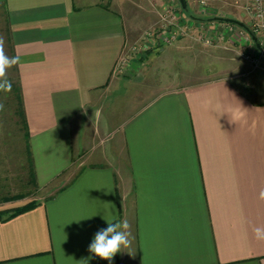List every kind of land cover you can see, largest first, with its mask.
Returning <instances> with one entry per match:
<instances>
[{"label": "crops", "instance_id": "obj_1", "mask_svg": "<svg viewBox=\"0 0 264 264\" xmlns=\"http://www.w3.org/2000/svg\"><path fill=\"white\" fill-rule=\"evenodd\" d=\"M127 1L0 0L5 52L20 57L7 72L19 84L27 134L17 126L30 144L27 158L13 151L0 118V264H109L88 247L107 221L123 219L133 242L111 264H264V241L253 233L264 227V101L231 75L135 102L149 50L119 73L135 43ZM201 1L187 0L190 11L212 18L230 3L247 16L248 0ZM130 86L117 101L133 106L110 129L102 100ZM86 124L93 144L82 151ZM12 178L25 179L20 189ZM36 191L48 196L11 215Z\"/></svg>", "mask_w": 264, "mask_h": 264}, {"label": "rangeland", "instance_id": "obj_2", "mask_svg": "<svg viewBox=\"0 0 264 264\" xmlns=\"http://www.w3.org/2000/svg\"><path fill=\"white\" fill-rule=\"evenodd\" d=\"M204 2V4H200L201 8H206L207 2L205 0ZM123 7L128 24L129 38L135 43H140L146 39L148 32L158 29L162 32L165 31L162 28L165 24L169 27L172 26L171 29L175 28L173 26L175 20H171V17L164 19L162 16L174 7L171 0H128ZM185 12L186 14L183 15L182 12L177 11L181 16L177 20L184 21L183 25L187 27L183 34L171 44L161 40L157 41L153 47L148 49L150 52L144 56L142 55L143 57L141 56L144 63V67L140 70V75L143 76V86L139 89L144 94H135L140 99L135 98V102L139 104L145 102L147 97H152L163 90L231 75H236L238 81H246V91L256 100L264 101V55L260 56L259 67H254L246 58V54L250 52L258 53L255 48L256 44L251 39L252 37L248 38L244 34L245 31H248H244V28L242 29V27L228 22L208 24L207 16L209 15L206 12L201 14L200 11H197L196 13V11H190L189 8ZM227 13H232L233 16L231 17L244 22L249 27L248 17L240 13L237 6H232L230 3L222 4V7L214 13L212 18L226 16ZM192 17L197 18V20H193ZM157 44L158 46H156ZM9 74L7 72V78ZM131 92L132 87L130 86L126 94L112 91L107 94L105 100H102L106 104L102 114L103 118L111 117L112 120L114 119L109 127L110 129L119 126L133 106L131 98L129 101H117L118 97L121 98L127 95L126 97L129 98ZM14 95L12 92H0V103L4 105V110L0 111V118L3 121L5 130H7L8 139L14 140L13 151L17 154H24V158H27L28 153L25 150L30 147V144L28 145L24 140L23 132H21L22 134L19 133L17 126L19 119L15 115L17 101ZM111 110L113 113H111ZM83 127L82 136L84 139L81 142V150L86 151L89 149V145L93 144L92 134L94 130H92L91 124H86ZM110 132H106L104 137L100 136V138L103 137L101 139L104 144L110 142ZM4 148L0 147V155ZM17 170L19 171L18 168L14 169V174ZM14 179L12 180L13 183L18 185L16 189H20V185L25 179H16V181ZM3 195L0 193V198ZM12 196L9 197L12 198ZM46 196H48L46 191H36L26 200L38 202ZM18 199L19 197H13L11 200Z\"/></svg>", "mask_w": 264, "mask_h": 264}, {"label": "clouds", "instance_id": "obj_3", "mask_svg": "<svg viewBox=\"0 0 264 264\" xmlns=\"http://www.w3.org/2000/svg\"><path fill=\"white\" fill-rule=\"evenodd\" d=\"M20 57L9 56L5 52V40L0 36V92L9 93L12 90V83L7 78L8 69L18 65ZM4 110V105L0 103V111ZM243 113H235V118L240 119ZM258 199L264 201V189L259 192ZM255 238L264 241V227L258 226L253 229ZM133 242L131 225L127 219L118 222H108L107 227L99 229L88 247V251L101 260L111 261L117 253L131 247Z\"/></svg>", "mask_w": 264, "mask_h": 264}, {"label": "built area", "instance_id": "obj_4", "mask_svg": "<svg viewBox=\"0 0 264 264\" xmlns=\"http://www.w3.org/2000/svg\"><path fill=\"white\" fill-rule=\"evenodd\" d=\"M171 2L173 3L174 7L171 8V10L165 12V14L162 16L164 19H166L167 17L169 18L171 17L170 18L171 20H175L176 22H174L173 24L175 28L171 29L172 26L169 27L167 24H165L164 26H162V28H164L165 31L162 32L160 31V29H158L156 31L148 32L146 39H144L140 43L136 42L133 45H131L129 50L126 52V54L122 57V59L119 62L118 65L119 73L123 74L127 72L131 58L153 47V45H155L156 39L158 41L161 40L163 42L171 44L187 29V27L183 25L185 23L184 21H180L179 19L177 20V18H181V16H179V14L177 13L176 6L177 5L181 6V3L178 2V0H171ZM200 3L204 4L205 2L201 1ZM244 10L249 19V23H248L249 28L251 32L258 38V42L262 47V50H259L258 47L255 45V48L258 53L254 54L250 52L249 54H246V58L251 62V64L254 67H259L260 56L264 55V0H248ZM243 30L245 31V29ZM167 31L169 32L166 33ZM244 34H246L248 38H251L248 32L245 31Z\"/></svg>", "mask_w": 264, "mask_h": 264}, {"label": "trees", "instance_id": "obj_5", "mask_svg": "<svg viewBox=\"0 0 264 264\" xmlns=\"http://www.w3.org/2000/svg\"><path fill=\"white\" fill-rule=\"evenodd\" d=\"M208 19H211V21H218V20H214V18H207V20ZM11 83H12V89H14V91H15V95H14L15 97L14 98L17 101V104L15 106V115H17L18 119H19L17 122L21 126L23 132H25V134H27L28 126H27V121H26L25 112H24V102H23V98L21 96H19V94H18L19 93V84H18V82H14V81H11ZM13 197L16 198V196H12V198L7 197L6 199L7 200L13 199ZM36 205H37L36 201H31V202L27 203L26 205L20 206V207L16 208L15 210H13L11 215H15V214H19V213L28 211V210L34 208Z\"/></svg>", "mask_w": 264, "mask_h": 264}, {"label": "water", "instance_id": "obj_6", "mask_svg": "<svg viewBox=\"0 0 264 264\" xmlns=\"http://www.w3.org/2000/svg\"><path fill=\"white\" fill-rule=\"evenodd\" d=\"M180 3L183 7V9H187L188 8V2L187 0H180ZM214 20H218V21H221V22H228V23H233V24H236L242 28H244L245 30H247L251 37H252V40L255 42L256 46L258 47L259 50H262V47L260 45V43L258 42V38L250 31L249 27L242 21L234 18V17H225V16H219V17H215Z\"/></svg>", "mask_w": 264, "mask_h": 264}]
</instances>
